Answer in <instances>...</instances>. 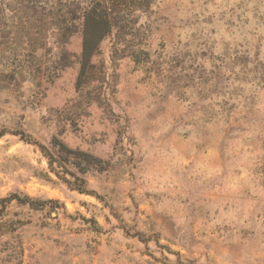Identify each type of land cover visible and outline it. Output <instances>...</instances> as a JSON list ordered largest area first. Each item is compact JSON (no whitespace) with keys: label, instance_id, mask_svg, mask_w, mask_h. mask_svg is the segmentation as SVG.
Segmentation results:
<instances>
[{"label":"rangeland","instance_id":"374dc122","mask_svg":"<svg viewBox=\"0 0 264 264\" xmlns=\"http://www.w3.org/2000/svg\"><path fill=\"white\" fill-rule=\"evenodd\" d=\"M0 264H264V0H0Z\"/></svg>","mask_w":264,"mask_h":264},{"label":"trees","instance_id":"16d2710c","mask_svg":"<svg viewBox=\"0 0 264 264\" xmlns=\"http://www.w3.org/2000/svg\"><path fill=\"white\" fill-rule=\"evenodd\" d=\"M104 10H108L107 7ZM96 10V9H91ZM109 14H98V12L92 11L85 15L84 21V42H83V53L82 60L83 62L89 61L96 51L99 43L107 34L110 33L112 29L111 20ZM22 139L26 142L31 143V140H28L24 134H21ZM57 141V140H56ZM56 143V142H55ZM43 154L46 156L49 168L52 173H54L62 182L66 183L69 187L78 190L79 192H84V186L86 181L79 177H76L74 174H71L72 177L77 182H70L63 175L67 171L66 164L70 163L76 168L80 167V164H77V159L79 156L87 157L89 160H96L90 154H86L80 151H74L63 145L58 148L56 144L53 145V151L48 150L47 147L43 145H38ZM79 169V168H78ZM32 205V204H31Z\"/></svg>","mask_w":264,"mask_h":264}]
</instances>
